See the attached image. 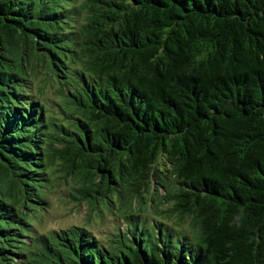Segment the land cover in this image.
Listing matches in <instances>:
<instances>
[{
  "label": "trees",
  "instance_id": "16d2710c",
  "mask_svg": "<svg viewBox=\"0 0 264 264\" xmlns=\"http://www.w3.org/2000/svg\"><path fill=\"white\" fill-rule=\"evenodd\" d=\"M0 264H264V0H0Z\"/></svg>",
  "mask_w": 264,
  "mask_h": 264
},
{
  "label": "rangeland",
  "instance_id": "374dc122",
  "mask_svg": "<svg viewBox=\"0 0 264 264\" xmlns=\"http://www.w3.org/2000/svg\"><path fill=\"white\" fill-rule=\"evenodd\" d=\"M37 77H39V79L36 85L42 84V79L45 77L44 69L41 73H37ZM46 83L47 80H45V85ZM57 86L58 84L56 82L53 86L47 84V86L44 87L45 90L43 95H41V100H43L48 110L47 115L49 119L53 118L54 122L65 123V119H63L62 115L58 112L59 107L56 105L60 99V95L56 92L55 88ZM50 172L51 176L55 178L53 181L54 188L49 194L50 204L43 213L33 218V220L36 221L35 226L40 231L60 229L72 224H79L87 227L103 242L109 241L113 232L117 230L121 232L124 231L125 224L122 222L121 218L110 213L108 210L104 209L103 211L90 213L85 204L78 207L70 202L68 190L70 181L64 184L61 178L63 177L61 170H56V168H54L51 169ZM148 219H150L149 216Z\"/></svg>",
  "mask_w": 264,
  "mask_h": 264
}]
</instances>
